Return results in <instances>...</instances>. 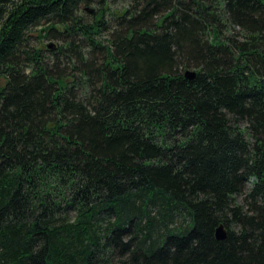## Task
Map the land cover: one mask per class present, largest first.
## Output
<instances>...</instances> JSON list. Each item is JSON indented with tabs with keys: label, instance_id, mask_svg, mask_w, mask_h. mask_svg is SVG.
<instances>
[{
	"label": "trees",
	"instance_id": "trees-1",
	"mask_svg": "<svg viewBox=\"0 0 264 264\" xmlns=\"http://www.w3.org/2000/svg\"><path fill=\"white\" fill-rule=\"evenodd\" d=\"M0 79V264H264V0H0Z\"/></svg>",
	"mask_w": 264,
	"mask_h": 264
},
{
	"label": "rangeland",
	"instance_id": "rangeland-1",
	"mask_svg": "<svg viewBox=\"0 0 264 264\" xmlns=\"http://www.w3.org/2000/svg\"><path fill=\"white\" fill-rule=\"evenodd\" d=\"M123 6H126V4L124 3H121V2H113V3H110L109 4V10L110 11H118L120 8H122ZM91 8H95V6H92ZM81 15L84 17V19L88 22H90L92 20V13L88 12V11H84L81 13ZM41 28V27H38L35 31H33V35L35 37L34 39V43L37 45V46H43L45 47L46 45H52V46H56L58 45V41L54 40V39H39L37 37V34H38V29ZM4 83L3 79H0V85H2Z\"/></svg>",
	"mask_w": 264,
	"mask_h": 264
},
{
	"label": "water",
	"instance_id": "water-1",
	"mask_svg": "<svg viewBox=\"0 0 264 264\" xmlns=\"http://www.w3.org/2000/svg\"><path fill=\"white\" fill-rule=\"evenodd\" d=\"M48 47H50L51 45H47ZM194 72L191 70H186L184 72V76L188 79H191L194 77ZM215 237L217 240H225L227 235H226V231L224 229V227L222 225H219L216 230H215Z\"/></svg>",
	"mask_w": 264,
	"mask_h": 264
}]
</instances>
